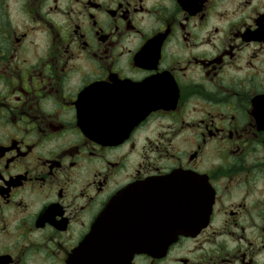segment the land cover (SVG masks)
<instances>
[{"label": "flooded vegetation", "instance_id": "flooded-vegetation-1", "mask_svg": "<svg viewBox=\"0 0 264 264\" xmlns=\"http://www.w3.org/2000/svg\"><path fill=\"white\" fill-rule=\"evenodd\" d=\"M168 175L208 219L130 264H264V0H0V264Z\"/></svg>", "mask_w": 264, "mask_h": 264}, {"label": "water", "instance_id": "water-1", "mask_svg": "<svg viewBox=\"0 0 264 264\" xmlns=\"http://www.w3.org/2000/svg\"><path fill=\"white\" fill-rule=\"evenodd\" d=\"M174 177H162L145 196L142 184L118 191L73 250L68 264H130L135 254L164 250L178 235L191 233L190 220L200 221L204 207L209 212L211 200L198 189L197 179L175 182ZM190 186L195 191H190L189 199L182 192Z\"/></svg>", "mask_w": 264, "mask_h": 264}]
</instances>
